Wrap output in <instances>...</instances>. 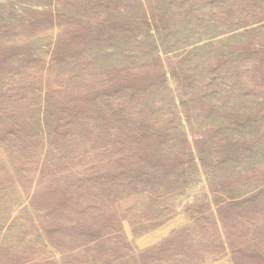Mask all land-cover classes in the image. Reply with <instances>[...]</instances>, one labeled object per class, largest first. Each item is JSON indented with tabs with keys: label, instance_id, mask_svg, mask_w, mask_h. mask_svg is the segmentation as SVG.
Wrapping results in <instances>:
<instances>
[{
	"label": "rangeland",
	"instance_id": "rangeland-1",
	"mask_svg": "<svg viewBox=\"0 0 264 264\" xmlns=\"http://www.w3.org/2000/svg\"><path fill=\"white\" fill-rule=\"evenodd\" d=\"M0 264H264V0H0Z\"/></svg>",
	"mask_w": 264,
	"mask_h": 264
}]
</instances>
